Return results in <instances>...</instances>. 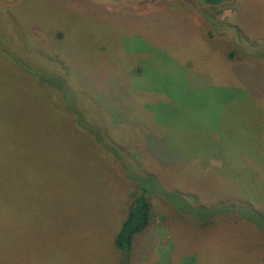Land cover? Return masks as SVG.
Here are the masks:
<instances>
[{"label":"rangeland","instance_id":"rangeland-1","mask_svg":"<svg viewBox=\"0 0 264 264\" xmlns=\"http://www.w3.org/2000/svg\"><path fill=\"white\" fill-rule=\"evenodd\" d=\"M148 174L127 264H264V0H0V264H120Z\"/></svg>","mask_w":264,"mask_h":264},{"label":"trees","instance_id":"trees-1","mask_svg":"<svg viewBox=\"0 0 264 264\" xmlns=\"http://www.w3.org/2000/svg\"><path fill=\"white\" fill-rule=\"evenodd\" d=\"M205 3L209 4H215L220 2L221 0H203ZM85 126L84 128L91 131V127L88 125H82ZM14 150V149H13ZM7 179L6 185L11 186L14 185L16 174H6ZM149 177L150 182L154 183L156 186H151L150 190L147 191L146 188L149 187L148 184H142L140 183V178H137L138 181V192L135 193L132 197L131 204L129 207V210L122 221V224L120 228L118 229L115 238H114V244L116 248L120 252V264H127L135 251H137L140 248H143V252H145L148 248V241L144 238V231L149 226L150 219H151V204L148 199L149 194L153 193L154 189H158V185L155 182V178L152 174L145 175ZM160 190V193L162 194V197L166 199L167 191ZM177 191V190H176ZM178 198L177 202H174L171 200L170 202L175 205V207L178 209V211L182 214L189 213L190 215H193V218L200 221L198 216H201V212H205V219L200 221L202 224L206 225L211 222L212 216L216 213L217 209H207L203 206H199L200 204L193 203L188 201L185 197H183L179 191L177 192ZM246 207L236 208L232 205L224 206L223 211H237L239 210L243 217L253 222L256 227H258L260 230H263V228L259 225L258 221H260V218L258 215L252 214L251 212L245 211ZM203 210V211H202ZM201 211V212H199ZM222 211V212H223ZM5 219L6 216L4 214H0V236L7 230V227H5Z\"/></svg>","mask_w":264,"mask_h":264}]
</instances>
